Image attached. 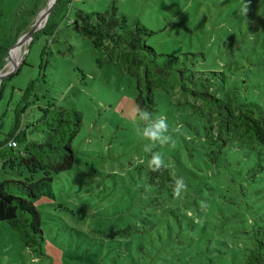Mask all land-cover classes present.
<instances>
[{"label": "rangeland", "instance_id": "374dc122", "mask_svg": "<svg viewBox=\"0 0 264 264\" xmlns=\"http://www.w3.org/2000/svg\"><path fill=\"white\" fill-rule=\"evenodd\" d=\"M52 0H4L6 26H42ZM113 5L129 28L137 22L153 34L146 45L157 66L218 72L240 102L264 109V0H72L53 16L55 36L36 35L17 48L4 71L18 69L0 88V140L11 129L13 109L36 81L24 114L27 131L50 110H76L81 129L71 144L69 171L50 174L53 198L35 203L43 255L25 248L0 222V264H240L249 234L264 213V163L242 146H222L210 132V110L183 103L179 90H154V117L167 118L174 146H158L174 183L160 187L147 167L150 154L136 134L137 90L124 69L100 64L92 40L69 27L76 12H104ZM247 6V12L242 9ZM40 9L35 17L31 13ZM43 10V11H42ZM43 73H40L41 52ZM167 56L178 58L176 64ZM172 60V59H171ZM170 60V61H171ZM175 72L173 73H176ZM0 79V84H1ZM28 140L41 143L40 133ZM4 150L9 153L8 148ZM0 161V182L31 180ZM5 164V163H4Z\"/></svg>", "mask_w": 264, "mask_h": 264}, {"label": "trees", "instance_id": "16d2710c", "mask_svg": "<svg viewBox=\"0 0 264 264\" xmlns=\"http://www.w3.org/2000/svg\"><path fill=\"white\" fill-rule=\"evenodd\" d=\"M0 0V70L9 60L11 48L17 39L25 32L29 24L22 27L6 26L2 20V5ZM72 0H57L45 26L34 34L55 36L56 26L53 22L54 12L70 5ZM40 9L31 13L35 17ZM77 34L92 40L93 45L101 52L100 64L111 65L124 69L135 81L137 96L134 100L139 108L153 111L155 108L154 90H179L183 103L193 109L207 108L210 110L209 129L215 141L222 146L234 143L254 153L257 159L264 163V109L256 103L240 102L235 91L226 89V76L218 72H189L175 69L171 65L157 66L159 56L156 51L147 46L145 37L152 35L138 22L128 27L123 17H117L115 6L111 5L104 12H76L69 22ZM42 50L40 58V73H43ZM176 64L178 58L167 56ZM176 73H173L175 72ZM11 77V76H10ZM9 77V78H10ZM4 79L0 88L2 87ZM36 81L29 83L22 92L20 100L13 109L14 117L11 129L0 140V161L2 168L6 165L21 176L28 173L41 172L43 177L38 181L6 180L0 182V222L6 223L17 233L25 248L36 255H43V233L40 215L35 203L41 198L52 199L50 190L52 178L50 174L69 171L74 157L71 149L73 140L78 135L82 125V114L76 110L63 108L50 110L49 115L40 121L28 125L24 122V114L35 95ZM2 125L0 124V134ZM40 133L41 143L28 140L29 134ZM16 146L12 147L11 143ZM8 148L7 153L4 148ZM5 163V164H4ZM151 180H158L160 187H174L175 183L169 172L162 167L150 172ZM256 225L253 234H249L245 250L247 253L240 264H264V213Z\"/></svg>", "mask_w": 264, "mask_h": 264}, {"label": "clouds", "instance_id": "9594fccd", "mask_svg": "<svg viewBox=\"0 0 264 264\" xmlns=\"http://www.w3.org/2000/svg\"><path fill=\"white\" fill-rule=\"evenodd\" d=\"M242 11L247 12V6ZM135 131L139 137L146 141L143 146V151L150 154L147 167L154 171L159 170L165 165V160L162 153L154 151V149L158 146H166L169 144L174 146L173 134L178 132L179 129H171L166 117H154L153 113L146 108L138 107ZM182 190H186V184L180 178L175 182L174 195L179 197Z\"/></svg>", "mask_w": 264, "mask_h": 264}, {"label": "water", "instance_id": "95a60500", "mask_svg": "<svg viewBox=\"0 0 264 264\" xmlns=\"http://www.w3.org/2000/svg\"><path fill=\"white\" fill-rule=\"evenodd\" d=\"M57 4V0H54L52 3H49L45 6V8L43 9L44 10V13L42 15V18H41V23L42 26H38V27H32L29 31H27L26 33H24L23 35H21L16 43L13 45V47L11 48V50L15 49L17 47V45L24 39L26 38H30V40L33 38L34 34L37 33L38 31H40L44 26L45 24L47 23V20H48V17L50 15V13L52 12L53 8L56 6ZM42 10V11H43ZM20 65V62L15 65V67L13 69H10L8 71H4L3 72V69L6 68L7 64H5L3 66V68L0 70V79L1 81H3L4 79H6L7 77H9L10 75H12L19 67Z\"/></svg>", "mask_w": 264, "mask_h": 264}, {"label": "bare ground", "instance_id": "6f19581e", "mask_svg": "<svg viewBox=\"0 0 264 264\" xmlns=\"http://www.w3.org/2000/svg\"><path fill=\"white\" fill-rule=\"evenodd\" d=\"M54 0H52V2H53ZM51 2V3H52ZM43 24V23H42ZM27 44V38L26 39H24V40H22L18 45H17V57L20 59V45H21V48L23 49V47H24V45H26Z\"/></svg>", "mask_w": 264, "mask_h": 264}, {"label": "built area", "instance_id": "2783aa9c", "mask_svg": "<svg viewBox=\"0 0 264 264\" xmlns=\"http://www.w3.org/2000/svg\"><path fill=\"white\" fill-rule=\"evenodd\" d=\"M11 145H12V147H15L16 146V144L13 142V143H11Z\"/></svg>", "mask_w": 264, "mask_h": 264}]
</instances>
